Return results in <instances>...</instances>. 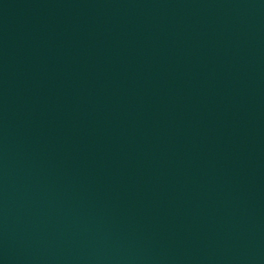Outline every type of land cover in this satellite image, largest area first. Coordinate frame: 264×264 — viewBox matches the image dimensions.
<instances>
[{
  "label": "water",
  "instance_id": "water-1",
  "mask_svg": "<svg viewBox=\"0 0 264 264\" xmlns=\"http://www.w3.org/2000/svg\"><path fill=\"white\" fill-rule=\"evenodd\" d=\"M0 264H264V0H0Z\"/></svg>",
  "mask_w": 264,
  "mask_h": 264
}]
</instances>
